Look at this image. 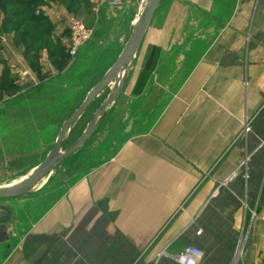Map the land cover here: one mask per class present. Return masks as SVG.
Masks as SVG:
<instances>
[{
    "label": "crops",
    "instance_id": "1",
    "mask_svg": "<svg viewBox=\"0 0 264 264\" xmlns=\"http://www.w3.org/2000/svg\"><path fill=\"white\" fill-rule=\"evenodd\" d=\"M38 54L0 32L25 93L58 78ZM121 88L73 168L10 206L0 264H182L188 243L197 264H264V0H160ZM120 92L136 118H115Z\"/></svg>",
    "mask_w": 264,
    "mask_h": 264
},
{
    "label": "rangeland",
    "instance_id": "2",
    "mask_svg": "<svg viewBox=\"0 0 264 264\" xmlns=\"http://www.w3.org/2000/svg\"><path fill=\"white\" fill-rule=\"evenodd\" d=\"M49 1L55 5H50L53 7L52 13L56 11L57 5L64 8L65 15H59L58 18L54 16L57 20L53 19L52 22L54 25H58L60 22L59 28H62V33H67V37L70 32L69 20L71 16L80 18L91 28L92 33L73 55L68 53L67 44H65L64 50L67 55L62 63L57 61V80L47 79L44 81V86L30 90L31 92H26L27 94H24V90H21L20 86L14 89L7 88L1 92L3 97H0V186L13 184L23 179L47 155L60 129L63 114L66 116L67 111L83 98L84 91L87 90L94 78L90 75L97 70L94 76H100V71L104 70L107 63H111V60L118 56L145 3V0H120L117 5L102 3L97 6L98 0H48L47 2ZM10 2L12 5L17 3L16 0ZM121 18L125 19L121 20ZM7 27L13 28L14 23H9ZM17 31L20 32L22 29ZM8 32L13 35L12 30ZM1 33L6 32L1 31ZM25 37L26 35L24 39ZM26 40L28 42L27 37ZM22 46L24 49L23 44ZM38 59L37 56L30 62L36 69L39 67ZM18 73V78H20L22 74ZM179 80L177 79L176 82ZM162 81L167 82V79H162ZM173 81L175 82V79ZM0 82H4V80ZM4 83H2L3 88L7 86ZM112 85L110 83L103 88L77 118L76 124L72 128L73 131L62 143V148L68 147L82 134L80 132L87 126L88 121L105 99ZM51 92H53L52 97L49 95ZM121 94L120 92L114 100L115 102L113 101L114 104L118 103L119 107L118 112L114 115L115 118L119 119L125 113L130 118H136V115H129L137 110L136 97L127 94L121 97ZM167 98L168 96H165L162 103H165ZM148 101L150 99L146 100V104ZM129 108L132 110L128 111ZM131 127H133V131L138 128L137 125L135 126V122ZM107 128L112 129V125ZM78 154L79 150L60 160L44 179L33 186V190L31 189L33 192L0 199V202L14 207L16 212L18 209H24V202L18 201V199L41 196L42 189H37L41 188L40 184L47 180L49 183L56 182L58 173L70 171L76 164ZM34 189L36 190L34 191Z\"/></svg>",
    "mask_w": 264,
    "mask_h": 264
},
{
    "label": "water",
    "instance_id": "3",
    "mask_svg": "<svg viewBox=\"0 0 264 264\" xmlns=\"http://www.w3.org/2000/svg\"><path fill=\"white\" fill-rule=\"evenodd\" d=\"M159 2L160 0H145L140 14L134 22L132 31L127 37L120 53L105 70L100 79L89 88L87 94L77 107L63 119L56 139L47 155L23 179L13 184L0 186V199L16 197L29 192L42 177L46 176L60 162V160L69 156L88 139L107 105L121 89L144 32ZM111 82H113L111 90L95 110L82 134L68 147L62 148V140L71 124L83 113L95 96ZM11 214V208L6 203L0 202V241L7 239L9 236L7 228Z\"/></svg>",
    "mask_w": 264,
    "mask_h": 264
},
{
    "label": "trees",
    "instance_id": "4",
    "mask_svg": "<svg viewBox=\"0 0 264 264\" xmlns=\"http://www.w3.org/2000/svg\"><path fill=\"white\" fill-rule=\"evenodd\" d=\"M10 1L11 0H0V32L13 31V42L24 45L23 53L29 62L32 61V58L39 56L38 52L40 49L45 48L52 64L56 66L57 61L62 63L65 60L67 54H65L64 50L66 42L62 41L61 36L63 34L66 35L67 33L64 32L61 35H54L55 25L49 15L42 8V5L48 3V0H16L17 3L15 5H12ZM9 23H14V27L8 28L7 25ZM20 29H22V31L18 32L17 30ZM25 35L28 38V42L26 37L24 39ZM114 59L111 60V63ZM111 63H107L104 70L100 71V76H94L97 70L92 73V75H90L92 78H94L88 88H90L96 81L100 79ZM37 69L39 70V67ZM16 75L17 73H12L10 67L5 63L0 75V81L4 80L5 82H0V97L2 96L1 92H4V90L7 88L14 89L18 87V85L14 82ZM2 83L6 84L7 86L3 88ZM41 86H44V81L34 85V87H32V89L30 88L29 91L35 90ZM29 91H27V93ZM49 95L52 97L53 92H51ZM83 98L78 103L76 102L73 107L67 111L68 114H66V116L63 114V119L77 107ZM75 121L71 124L69 130L62 140V143L67 140V136H69V134L73 131L72 128L76 124ZM85 128L82 129L80 134Z\"/></svg>",
    "mask_w": 264,
    "mask_h": 264
},
{
    "label": "built area",
    "instance_id": "5",
    "mask_svg": "<svg viewBox=\"0 0 264 264\" xmlns=\"http://www.w3.org/2000/svg\"><path fill=\"white\" fill-rule=\"evenodd\" d=\"M102 3H109L117 5L120 0H98V5ZM69 36L67 37V50L69 54H75L79 46L90 37L92 30L77 16H71L69 20ZM21 74L26 73L25 69H21ZM199 231V230H198ZM202 255V249L194 244H185L183 249L176 254V258L182 264H197L198 259Z\"/></svg>",
    "mask_w": 264,
    "mask_h": 264
},
{
    "label": "bare ground",
    "instance_id": "6",
    "mask_svg": "<svg viewBox=\"0 0 264 264\" xmlns=\"http://www.w3.org/2000/svg\"><path fill=\"white\" fill-rule=\"evenodd\" d=\"M111 84H113V82H111ZM44 178H45V176L42 177L38 182H40V181H41L42 179H44ZM38 182H37V183H38ZM37 183H36V184H37Z\"/></svg>",
    "mask_w": 264,
    "mask_h": 264
}]
</instances>
